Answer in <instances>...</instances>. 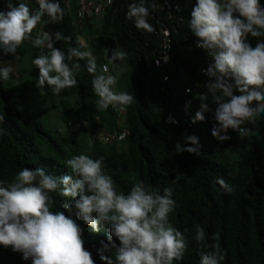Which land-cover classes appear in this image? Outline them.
<instances>
[{"label":"clouds","instance_id":"9594fccd","mask_svg":"<svg viewBox=\"0 0 264 264\" xmlns=\"http://www.w3.org/2000/svg\"><path fill=\"white\" fill-rule=\"evenodd\" d=\"M18 1L8 0L7 8L0 10V52L15 56L25 40H30L34 47L49 48L47 54L42 52L31 63L39 69L35 87L41 94L48 88L54 96L78 85L77 75L82 69L79 61H86L83 67L92 76L96 109L111 107L114 114H125L127 107L137 101L136 97L116 89L125 69L119 67L111 74L109 67L118 61H126L128 53L114 42V49L103 48L109 64L98 65L83 41L85 51L69 46L65 52L53 47L52 36L41 27L42 20L46 24L63 20L64 9L59 0H35L36 8L30 7V0ZM69 3L70 0H65L68 9ZM128 3L125 18L129 36L145 34L140 38L144 40V47L150 49L148 65L163 70L162 82L169 81L167 68L174 46L199 51L204 56L203 64L195 69V73L207 78L205 87L213 94L215 108L209 106L208 95L201 93L192 123L212 119V136L221 143L231 139L229 130L242 138L248 136L250 129L242 125L264 115V5L260 0H197L191 12L185 15L183 27L172 33L169 60L160 65L154 62L153 46L158 44V39L152 33L155 28L149 23L151 13L146 0ZM79 6L78 0V9L71 22L74 29L77 30L76 24L83 19L94 22L100 29L110 7L98 23L94 18H79ZM150 7L152 11L156 10L155 0ZM176 8L179 10V5ZM78 30L82 32V25ZM179 30L181 34L176 36ZM54 35L57 41L64 40L71 45V37L59 31ZM249 35L257 38L255 47L249 42ZM12 71L11 66L0 67V80H9ZM190 93L191 89H186V94ZM190 106L191 100L186 102L185 109ZM209 112L212 114L207 118L205 114ZM181 121L186 127L182 132L185 139L176 142L175 152L201 155L199 138L188 136L190 122L185 117ZM166 123L179 125V120L169 114ZM126 135V128L119 134L99 133L105 142L121 141ZM64 163L70 171L60 176L43 167H24L12 182L0 181V245L20 253L23 260H31L32 264H95L92 252L85 247L84 227L79 223L82 222L93 232L108 226V243L101 240L100 247L96 248L102 264H173L183 260L188 241L169 220L176 206L171 187H165L163 193L158 188L149 190L141 179L132 183L125 193L118 190L113 176L106 172L102 156L93 159L81 153ZM216 183L225 193L234 191L233 186L222 178ZM55 193L72 198V202H63L53 211ZM194 239L200 248L199 264H223L226 251L218 242L205 243V229L200 224L195 225ZM211 240L217 241L218 237L214 234Z\"/></svg>","mask_w":264,"mask_h":264},{"label":"trees","instance_id":"16d2710c","mask_svg":"<svg viewBox=\"0 0 264 264\" xmlns=\"http://www.w3.org/2000/svg\"><path fill=\"white\" fill-rule=\"evenodd\" d=\"M30 2V7H37L35 0ZM59 2L64 9L63 20L56 24H46L42 20L41 29L52 36V46L65 52L69 46L85 51L83 41L87 51L96 57L97 64L104 65L109 62L103 48L114 49L113 43L116 42L128 57L123 63L110 64V73L114 74L119 67L125 69L116 89L128 91L137 101L121 115L114 114L111 107L97 110L94 105L96 97L91 89L92 76L83 67L86 61H79L82 69L77 75L79 83L76 87L62 91L59 96H54L48 88L43 90L42 96L48 99V110L44 114L49 116L55 112L58 124L51 123L50 118L48 122L41 121L39 114L28 109L31 103L41 98L38 97L40 90L35 87L39 69L31 61L42 52L47 54L50 49L34 47L30 40H25L18 48L17 64L9 63L10 60L0 64V67L11 66L10 77L19 81L22 68L26 70L32 99L26 101L25 110L17 103L16 90L0 80V116L3 117L0 120V181L12 182L24 167H43L60 176L70 171L64 162L73 155L84 153L93 159L102 156L105 170L113 176L118 190L127 193L131 184L141 179L149 190L158 188L163 193L165 187L172 188L176 206L169 220L188 241L183 260L173 264H199L200 248L194 239L196 224L205 229V243L218 242L226 251L223 264H264V115L242 125L250 129L248 136L242 138L229 130L230 140L223 143L215 140L210 126L212 119L192 123L201 93L208 95L209 106L215 108L213 94L205 87L207 78L195 73V69L203 64L201 52L174 46L172 61L167 68L169 81L164 83L161 80L163 70L148 65L150 49L144 47V40L140 38L145 34L134 38L129 36L126 2L117 0L106 10L100 29L94 22L83 19L76 24L77 30L71 22L78 9V0H70V9L65 0ZM7 3L8 0H0V10H5ZM13 3L19 1L13 0ZM81 25L82 32L78 30ZM57 31L71 37V45L64 40L57 41L54 35ZM180 34L179 30L176 36ZM248 40L255 47L257 38L249 35ZM190 67L194 68L191 70ZM189 88L191 93L186 94ZM189 100L191 106L186 110ZM71 109L77 112L76 119H65ZM169 114L179 120V125L166 123ZM209 114L212 113L205 114L207 118ZM184 117L191 124L187 128L188 136L199 138V156L187 152L177 154L174 150L176 142L185 139L182 132L186 127L181 121ZM123 128H126L127 135L121 141L105 142L99 136L102 131L119 134ZM218 178L230 183L234 191L225 193L216 183ZM53 195V211L63 202H72V198L60 197L58 193ZM79 223L84 227L85 247L92 252L95 264H102L96 248L100 247L101 240L108 243V226L93 232L89 226ZM214 234L217 241L211 240ZM0 264L32 262L0 245Z\"/></svg>","mask_w":264,"mask_h":264},{"label":"built area","instance_id":"2783aa9c","mask_svg":"<svg viewBox=\"0 0 264 264\" xmlns=\"http://www.w3.org/2000/svg\"><path fill=\"white\" fill-rule=\"evenodd\" d=\"M115 0H79L80 6L77 16L79 18H94L98 23L102 20L104 11L110 7ZM68 2V1H67ZM131 2V0H126ZM153 0H146L149 6L151 23L155 31L154 37L158 39V44L153 46L154 62L156 65L167 62L169 51L172 46V33L177 28L183 27L185 24L186 14L190 13L196 5L197 0H155L157 8L155 11L151 10V3ZM128 3V5H129ZM176 5H179L177 10ZM141 31V30H139Z\"/></svg>","mask_w":264,"mask_h":264},{"label":"rangeland","instance_id":"374dc122","mask_svg":"<svg viewBox=\"0 0 264 264\" xmlns=\"http://www.w3.org/2000/svg\"><path fill=\"white\" fill-rule=\"evenodd\" d=\"M261 3H264V0H260ZM9 63H18V56L15 55H11V54H3L2 52H0V64L4 65L5 61H9ZM15 69H16V65H15ZM21 76V80H16L13 78H9V80L4 81L5 85L9 88H14L16 90L15 94H16V100L19 106H21L22 108L25 109V107L27 106L26 101L32 100L30 98V94L31 91L29 89L30 86V80L27 78L26 76V70L24 68H22V72L20 73ZM71 89H67V91H70ZM41 97L40 99H38V101L31 103V105L29 106L32 113L34 114H39V119L43 122H48L49 118H50V122L51 123H57V117L55 116V112H52L49 116L45 115L44 112L45 110H48V99L46 96H42L41 92L39 91L38 93V97ZM70 101V99H69ZM43 102V105H41L40 103ZM45 103V104H44ZM69 103V102H67ZM72 106V105H71ZM59 109H62V106H60ZM27 110V109H25ZM114 111V110H113ZM115 112V111H114ZM46 113V112H45ZM76 111H74L73 109H71L69 116L65 117L66 118H70V119H76ZM58 124V123H57ZM99 124V122H98Z\"/></svg>","mask_w":264,"mask_h":264}]
</instances>
